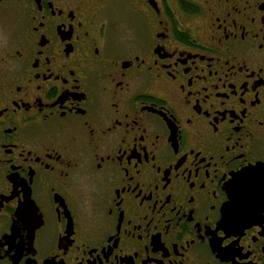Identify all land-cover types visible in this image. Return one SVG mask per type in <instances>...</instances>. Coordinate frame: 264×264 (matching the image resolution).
<instances>
[{"label":"flooded vegetation","instance_id":"1","mask_svg":"<svg viewBox=\"0 0 264 264\" xmlns=\"http://www.w3.org/2000/svg\"><path fill=\"white\" fill-rule=\"evenodd\" d=\"M259 176L264 0H0V264H264Z\"/></svg>","mask_w":264,"mask_h":264},{"label":"water","instance_id":"2","mask_svg":"<svg viewBox=\"0 0 264 264\" xmlns=\"http://www.w3.org/2000/svg\"><path fill=\"white\" fill-rule=\"evenodd\" d=\"M252 173V171H245L243 174L244 176H251ZM243 195L246 206L239 226L248 227L253 223V220L261 218L260 216L264 211V176H259L258 182L243 192Z\"/></svg>","mask_w":264,"mask_h":264},{"label":"snow or ice","instance_id":"3","mask_svg":"<svg viewBox=\"0 0 264 264\" xmlns=\"http://www.w3.org/2000/svg\"><path fill=\"white\" fill-rule=\"evenodd\" d=\"M225 231H227V228H225ZM221 235H223V233H221Z\"/></svg>","mask_w":264,"mask_h":264}]
</instances>
